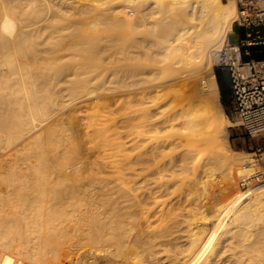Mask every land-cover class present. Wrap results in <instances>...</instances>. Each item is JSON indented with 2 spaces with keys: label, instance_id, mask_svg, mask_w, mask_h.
I'll list each match as a JSON object with an SVG mask.
<instances>
[{
  "label": "bare ground",
  "instance_id": "bare-ground-1",
  "mask_svg": "<svg viewBox=\"0 0 264 264\" xmlns=\"http://www.w3.org/2000/svg\"><path fill=\"white\" fill-rule=\"evenodd\" d=\"M223 4L222 0H0V166L7 167V172L0 171L1 177L7 173L0 180V264H54L46 258L48 250H57L68 241L75 249L80 245V250L90 244L88 253L110 264H264V191L246 205L236 202L231 210L227 206L218 219L217 214L212 218L205 214L213 201L191 193V178L203 162L204 167L218 163L229 179L235 165H242L245 172L247 167L242 158L232 156L240 151L220 146L230 121L219 104L220 90L212 68L219 50L216 44L224 28L231 29L237 10L234 3L226 9ZM130 8V15L126 14ZM154 15L176 36L166 39L160 52L178 55L179 77L170 82L176 87L175 95L186 102L163 114L161 108L168 105L170 95L164 93L156 108L122 113L125 128L136 133L120 135L116 131L119 123L123 126L119 120L109 128L111 133H105L110 146L114 143L123 150L147 141L146 147L138 151L132 147L123 151L126 155L112 151L115 156L118 153L115 158L107 152L105 156L111 157L107 160L101 151L97 155L101 160L94 158L97 162L91 165L92 160L85 157L87 146H83L87 141L82 144V138L90 134L89 121L81 122L78 117L76 123L73 118L70 126L62 124L65 130L59 122L65 123L72 113L92 109L98 102L96 91L88 90L98 71L92 74L88 62L98 64L102 41H119L98 37L101 25L112 22L126 28L119 38L128 43V50L132 42L126 32ZM133 52L128 50L119 61L123 73L117 76L126 86L135 77ZM146 94L143 90L113 106L124 110ZM98 124L92 125V131L104 134L106 130ZM66 137L80 138L79 149L69 139L65 140L71 143L67 147L68 143L56 147ZM55 142L57 149L52 148ZM241 197L239 191L233 195L237 201ZM96 245H110L113 250L99 253L102 246Z\"/></svg>",
  "mask_w": 264,
  "mask_h": 264
},
{
  "label": "rangeland",
  "instance_id": "rangeland-1",
  "mask_svg": "<svg viewBox=\"0 0 264 264\" xmlns=\"http://www.w3.org/2000/svg\"><path fill=\"white\" fill-rule=\"evenodd\" d=\"M223 1V8L224 9H226L227 8V6L228 5H230V4H232V3H234V4H236V2H235V0H222ZM170 3L169 2H167L166 4H165V6L167 5H169ZM166 6V7H167ZM130 10H132L131 8L130 9H126L125 11H126V14H129V13H131L130 12ZM136 13H138V11L136 12ZM130 15V14H129ZM235 17H236V13H235V16H234V18H233V21H232V23H231V29H226V27L224 28V30H225V32L223 31V35H222V39H221V41H219V43L218 44H216L217 46L219 45V50H218V53H217V59H216V61H215V63H214V66H213V68H212V72L215 74V77H216V79H217V82H218V85H219V90H220V95H219V104H221L220 106H221V108H222V110H223V112L225 113V115H226V117L228 118V120L230 121L229 123V125H227L226 126V132H227V137H220V143H222V144H220V146L221 145H224V146H227V147H232V148H234V149H236V150H238V148H235L234 147V145L232 146L231 145V142H232V140H231V137H232V135H234V136H240V137H242V136H245V138H247V136L244 134V132H243V129H242V127L240 126V123H239V120H238V118H237V116H236V114H235V112H234V109H233V107H232V105H231V88H230V74H229V70L225 67V66H223V65H221L220 64V62H221V57H222V55L224 54V49H225V46H226V44H227V42L228 41H232L233 39H235V38H240V36L243 34V30L242 29H240V28H237V26H236V24L234 23V19H235ZM154 18H156V20L154 19ZM158 20V21H157ZM148 21V22H147ZM146 21V23H148V24H144V25H139L138 27H133V29L132 28H130V32H128V34H127V32H126V38H128V40L130 39V42H132V44H131V46L128 48V50L129 51H134L133 53H134V55L136 56V57H134V62H133V64H132V67H131V69H132V73H134V79L132 80V82H131V84L130 85H127L126 86V84L125 83H123L122 84V82H120V75H122V71H121V68L119 67V61H120V58H122L125 54H127V48H126V46H125V44L126 45H128V43L125 41H123V43H122V41L120 40V33H123L124 31H126L123 27H121V26H119V25H115V24H112V22H107V23H104V24H102L101 25V31L99 32V36L98 37H100L101 39L102 38H107V39H110V40H113V39H118L119 41H118V43H103V41L101 42V44L102 45H100L101 47L99 48V51L100 52H102L103 51V49H104V51L102 52V53H100L99 52V54H98V64L95 66H92V61H90L89 60V62H88V66H89V63H90V66L89 67H91V68H89V69H92L93 68V71H92V74L93 73H95L96 71H98V73L96 74V77L98 78H100V76H101V78H100V80H99V78L97 79H95V80H92L91 82H90V84L88 85L89 86V89L88 90H90V91H96V93L98 94V102L96 101L95 102V107H93L92 109L90 108V109H87L86 110V108H85V110L83 111L82 110V112H75L74 114L72 113V115L71 116H73V117H71V116H68L67 118H66V120L64 119V121H65V123L66 124H68V125H66L65 123H63V120H61L59 123H61V124H59V125H61V127H62V130H65L66 128H64L63 126L65 125V127H67V126H70L69 125V123H71L72 122V120L74 121V119L75 118H78V117H80L81 119H82V121L81 122H88V123H90L91 124V127L89 128V133L90 134H88V137H90V138H88L87 136L85 137V139L84 138H82L83 140H85L83 143H82V141L80 140V138H75V140H74V138H68V137H66L65 139L64 138H62V139H64V140H58V142H57V145H56V142H55V144L53 143L52 144V148H56V147H58L59 149H61V148H63V147H67L68 145H70L72 142V144L71 145H74L73 147L75 148V149H77L78 148V144L80 143V141H81V143L82 144H85V142H86V144L85 145H83L84 147H86V148H84V147H82V145L80 146V147H82V148H84V149H86V154L87 153H89V154H87L85 157H87V159L89 160H92V161H90L91 163V165L93 164L92 162H93V160H95L96 158H97V160H99L100 159V157L98 158V154H99V152H101L102 151V153L104 152V154H102V156L104 157L103 159H105V160H107V159H109V157L110 156H114V158L115 157H117L118 156V153H116L117 155L115 156V152H117V151H119V153H121V154H124L123 153V151H126V150H128V151H130V149L132 150V147L133 146H129L130 148H128V145H125V146H127L126 148H128V149H123L122 150V148L123 147H119L121 150H122V152L120 151V149L117 147V146H115V145H111L110 146V142L109 141H107V140H110L109 139V137H108V139H106V137H105V133H107V131L109 132L110 131V127H113L114 126V123H116L115 125H117V123H119L120 121L119 120H121L120 118H122L121 117V114L122 113H124V112H127V111H129V110H140V109H148V108H151L152 107V109L155 107H157L158 105H160L161 104V102H160V100H161V98H162V95L165 93V94H167V95H171V97L173 96V98H171V100H170V95L167 97L168 99H166L167 100V104L168 105H165L163 108H161V110H162V112H163V114H167V113H169L171 110H173V108L174 107H178L179 105L182 107L183 105H184V103L186 102V100L185 99H183V97L180 95V98H178L177 97V95H175L177 92L175 91L176 90V87L175 86H173V83H171V82H175V79L177 78L178 79V75H179V73H180V71L178 70V68L176 67L177 65L175 64L176 63V61L178 60V55H176V53L175 52H170V53H162V52H160L161 51V49L163 48V46H165V44H166V39H171V40H173V39H175L176 38V36H174L173 37V35L169 32V30H168V27H167V25L165 24L166 22H164V21H162L159 17H155V15L154 16H151V17H149V19ZM153 21V22H152ZM150 22V23H149ZM109 23V24H108ZM155 23V24H154ZM108 24V25H107ZM111 24V25H110ZM155 25V26H154ZM103 26V27H102ZM161 26V27H160ZM147 27V28H146ZM151 27V28H150ZM109 28V29H108ZM107 29V30H106ZM165 29V30H164ZM119 30V31H118ZM122 30V31H121ZM124 30V31H123ZM131 30H133V32L131 31ZM149 30V31H148ZM153 30V31H152ZM118 31V32H117ZM158 32L160 33V34H158ZM137 33H139V34H137ZM151 33V34H150ZM153 33L155 34V35H153ZM225 33V34H224ZM163 34H164V36H166V37H164L163 36ZM241 34V35H240ZM136 35H138V36H136ZM101 36H104V37H101ZM132 36V37H131ZM142 36L144 37L145 36V38H143L142 39ZM156 36V37H155ZM95 37V36H94ZM125 37V36H124ZM135 37H137V38H135ZM141 37V38H140ZM146 37H148V38H146ZM173 37V38H172ZM180 37V36H179ZM88 39H93V37L92 36H88ZM141 42H140V41ZM146 40V41H145ZM180 40H181V38H179V39H176V41H175V43H177V42H180ZM89 41V40H88ZM164 43H163V42ZM150 42H152L151 44H150ZM56 43H60L61 44V42H56ZM122 43V44H121ZM60 44H58V45H60ZM143 45V46H142ZM162 45V46H161ZM122 46H124L123 48H122ZM140 46V47H139ZM144 46H145V48H144ZM147 46H149L148 48H147ZM155 46V47H154ZM101 48H103L102 50H101ZM121 48V49H120ZM139 48H141V49H139ZM113 50H114V52H113ZM119 50V51H118ZM156 51V52H155ZM117 52V53H116ZM113 53H114V55H113ZM162 53V54H161ZM101 54V55H100ZM110 54V55H109ZM116 54V55H115ZM100 55V56H99ZM104 55V56H103ZM142 55V56H141ZM100 57V58H99ZM105 57V58H104ZM117 59H116V58ZM177 58V59H176ZM104 59H105V61H104ZM103 60V61H102ZM118 60V61H117ZM137 60V61H136ZM100 61V62H99ZM116 61V62H115ZM103 62V63H102ZM106 63V64H105ZM109 63V64H108ZM122 63V62H121ZM135 63V64H134ZM141 66V67H140ZM95 67H97V68H95ZM100 67V68H99ZM99 69V70H98ZM100 69H101V71H100ZM104 69H105V71H104ZM112 69V70H111ZM116 70V72H115V70ZM118 69L120 70V74H118ZM153 69V70H152ZM136 70V71H135ZM145 70V71H144ZM170 71V72H169ZM102 73V75L100 74V73ZM138 72V73H137ZM151 72V73H150ZM156 72V73H155ZM179 72V73H178ZM146 73V74H145ZM150 73V74H149ZM218 73V74H217ZM91 75V74H90ZM104 75V76H103ZM110 75V76H109ZM120 76V77H118V76ZM181 75V74H180ZM92 76V75H91ZM176 76V77H175ZM109 77V78H108ZM117 77V78H116ZM219 77L221 78V82H222V85H223V90H224V94H222V92H221V89H220V84H219ZM113 78V79H112ZM118 78H119V80H118ZM110 79H111V81H110ZM116 79V80H115ZM98 80V81H97ZM107 80L109 81V82H107ZM141 80V81H140ZM172 80H174V81H172ZM181 80V79H180ZM166 81V82H165ZM168 81V82H167ZM171 81V82H170ZM95 82V83H94ZM147 82V83H146ZM165 82V83H164ZM169 82L171 83V84H169ZM97 83H98V85H97ZM111 83V84H110ZM116 83V84H115ZM119 83V84H118ZM133 83V84H132ZM161 83H163V84H161ZM167 83V84H166ZM157 84V85H156ZM125 85V86H124ZM154 85V86H153ZM157 86V89H156V86ZM163 85H165L166 87H164ZM124 86V87H123ZM140 86V87H139ZM162 86L164 87V88H162ZM107 87V88H106ZM114 87V88H113ZM123 87V88H122ZM152 87V88H151ZM159 87H160V89H159ZM132 90H131V89ZM141 88V89H140ZM144 88V89H143ZM126 89V90H125ZM135 89H136V91H135ZM139 89V90H138ZM149 89V90H148ZM162 89H164L163 90V92L161 91ZM138 90V91H137ZM144 90V92H147V93H149V94H146L145 95V98H143L142 97V99H140L139 101H141V102H135V100H134V102L133 103H131V105H129V108H124V110H123V108L121 109V108H117L116 109V106L118 105L117 103H119V100H122V99H124V100H127L128 101V97L129 96H133V95H135V94H137L138 92H141V91H143ZM160 90V91H159ZM120 93H119V92ZM122 91V92H121ZM131 91V92H130ZM100 92V93H99ZM134 92V93H133ZM136 92V93H135ZM150 92H153V94L151 93L150 94ZM129 93V94H128ZM130 93H131V95H130ZM173 93V94H172ZM114 94V95H113ZM147 95H148V97H147ZM155 95V96H154ZM124 96V97H123ZM119 97H121V98H119ZM123 97V98H122ZM119 98V99H118ZM159 99V100H158ZM115 100V101H114ZM156 102H155V101ZM166 100H164V101H166ZM183 100H184V102H183ZM143 101V102H142ZM116 102V103H115ZM183 102V103H182ZM96 103H98L97 105H96ZM109 103V104H108ZM155 103H156V105H155ZM113 104H116V106L114 105L113 106ZM109 105V106H108ZM112 107H111V106ZM177 105V106H176ZM149 106V107H148ZM111 107V108H110ZM132 109H131V108ZM110 108V109H109ZM112 108H115V110L114 109H112ZM97 109V110H96ZM114 110V112L113 111H109V110ZM125 109H128V110H125ZM89 111V112H88ZM104 111V112H103ZM92 112V113H91ZM112 112V113H111ZM104 114V115H103ZM83 116V117H82ZM103 116V117H102ZM69 117H71V118H69ZM117 117V118H116ZM74 118V119H73ZM79 118V119H80ZM108 118V119H107ZM70 119H71V121H70ZM80 119V120H81ZM94 119V120H93ZM76 120V119H75ZM106 120V121H105ZM101 121V122H100ZM105 121V122H104ZM116 121V122H115ZM75 122V121H74ZM97 122H99L100 124H98L99 126L98 127H100V126H102V130L104 129V130H106L105 132H104V134L102 133V134H99V135H97V134H94V132L92 131L93 129H91L92 128V125L95 123H97ZM76 123H77V120H76ZM62 124H64V125H62ZM94 124V125H95ZM109 124V125H108ZM83 125V124H82ZM82 125H81V127L80 128H82ZM89 125V124H88ZM93 125V126H94ZM121 125H123L124 126V124L122 123V120H121ZM84 126V125H83ZM120 127V123L116 126V131H118V129H119V131H120V133L119 132H117L118 133V135L120 134V135H122L123 134V137H124V134H127L128 135V133L129 134H134V133H136V131L135 132H133L132 130H130V129H128L129 127H127V128H125L126 126H122V127H120V128H117V127ZM131 127V126H130ZM110 128V129H109ZM124 128V129H123ZM115 129V128H114ZM60 129H57V131H58V133L59 132H61V130L59 131ZM113 130V129H112ZM111 130V131H112ZM128 130V131H127ZM111 131L109 132V133H111ZM128 132V133H127ZM131 132H133V133H131ZM109 133H107V134H109ZM117 133L115 132V134L117 135ZM59 134H61V133H59ZM143 134V133H142ZM97 135V136H96ZM103 135H104V137H103ZM127 135H125V136H127ZM147 135V134H146ZM262 135H264V132H262V134H258V135H256V137H258V136H262ZM66 135H63V137H65ZM148 136H146V137H141V139H144V138H147ZM98 138V139H97ZM67 139H69V141L71 142H66L67 141ZM73 140V141H71V140ZM78 139L80 140V141H78ZM125 139H127V138H125ZM66 140V141H65ZM89 140V141H88ZM111 140H112V138H111ZM113 141V140H112ZM94 142V143H93ZM114 142V141H113ZM143 142V141H142ZM142 142H139L138 144H140V145H138V146H134L133 147V150L135 149V147H136V150L141 146V147H143V148H145L146 146V143H148L147 141H144L143 143ZM60 143H62V146H61V148L59 147L60 145H58V144H60ZM68 143V144H67ZM75 143H77V147H76V144ZM98 145H97V144ZM107 143V144H106ZM144 143H145V145H144ZM65 144H67V145H65ZM89 144V145H88ZM94 144V145H93ZM54 145H56V147L54 146ZM65 145V146H64ZM110 147V148H108V149H106L107 147ZM115 147L116 149H114L113 147ZM124 146V147H125ZM145 146V147H144ZM72 147H70V149H71ZM92 148V149H91ZM48 149H49V147H48ZM57 149V148H56ZM73 149V148H72ZM79 149V148H78ZM94 149H96V151H97V153H95L96 151L94 150ZM101 149V150H100ZM117 149H119V150H117ZM141 149V148H140ZM50 150H52L51 149V146H50ZM92 150H94V151H92ZM104 150V151H103ZM108 150V151H107ZM136 150L135 151H133V152H136ZM106 151V152H105ZM112 151H115V152H113L112 153ZM125 152V153H127L128 155H130V153L129 152ZM138 151V150H137ZM238 151H240V152H235L234 154H232V156H234L235 158L236 157H239V158H242L241 160H243V161H241V162H243V164L244 165H246L247 167H249V172L247 173V167L245 168V170H246V172L244 171V177L242 176V172L243 171H241V167H242V165H235V169L233 170V176H232V179H229V176H227V174L225 175V174H223V172H222V170L225 172V168H223V169H221V167H219V164L217 163L216 164V162L214 163V164H216V167H213V165L214 164H211V166H209V165H206L205 167H207L208 168V166H209V169H207V168H205L204 166H203V163L201 164L202 166H200V169H199V171H197V173L198 174H196V176H191L192 178L191 179H195V181H194V183H193V180H191L188 176L186 177V178H188L189 180L188 181H190L191 180V183H190V185H191V189H192V191H191V193H192V195H193V192H194V196H198V198H199V196H200V198H205L207 201L206 202H208V201H210V202H212L213 201V203L212 204H214V205H212V207H210V208H208L206 211H205V214L207 215V213L208 214H210L208 217L209 218H212V217H215V215L217 214V219H218V217L220 216L219 214H222V212H225L226 210V208H227V206H228V208H227V210L230 208V210L232 209V206H230V205H232V204H234L233 206H236L237 204H236V202H240V204L241 205H246L247 203H249L253 198H254V196H256L257 195V193H259V192H263L264 191V188L262 187L263 186V184H264V155H262V156H260L259 155V151H257L256 153H254V152H252V150H238ZM91 152H94V153H91ZM109 153V155L107 156H105V154L106 153ZM132 152V151H131ZM132 152V153H133ZM91 154V155H90ZM92 154H95V156L94 155H92ZM121 154H119V155H121ZM124 155H126V154H124ZM97 156V157H96ZM91 157V158H90ZM93 157V158H92ZM95 158V159H94ZM111 158V157H110ZM101 160V159H100ZM95 162H97L96 160H95ZM90 165V166H91ZM241 166V167H240ZM2 166H0V171L1 172H5L6 170H7V167L6 168H4V167H2ZM202 167V168H201ZM213 169H211V168ZM218 167L220 168V170L218 169ZM237 167V168H236ZM215 168H217L216 170H215ZM204 169V170H203ZM207 169V172H208V174H207V172L205 171ZM211 169V170H210ZM239 169H240V171H241V173L239 172ZM3 170V171H2ZM5 170V171H4ZM215 170V171H214ZM237 170H238V172H237ZM210 171H213V172H210ZM220 171V172H219ZM253 171V172H252ZM0 172V173H1ZM7 172V171H6ZM202 173V174H201ZM222 173V174H221ZM226 173V172H225ZM245 173H247L246 175H245ZM6 175H7V173H6ZM5 174H4V176L2 175V177L0 176V180H2V178L4 179V177L6 176ZM203 176V177H202ZM185 178V179H186ZM206 178V179H205ZM209 178V179H208ZM196 180H197V183H196ZM245 180V181H244ZM198 181H200L201 183H199ZM193 183V184H192ZM198 183L200 184V185H198ZM194 187H193V186ZM197 186V187H196ZM199 186V187H198ZM196 187V188H195ZM204 190V191H203ZM235 190V191H234ZM253 190H255V191H253ZM198 191V193H196ZM237 191H239L240 192V196H241V194H242V197H241V199L239 200V201H237L236 199L234 200V198H233V195H234V193H236ZM207 193V194H206ZM224 193V194H223ZM198 194V195H197ZM215 197V198H214ZM228 199V201L226 200V198ZM230 198V199H229ZM232 198V199H231ZM224 202H223V201ZM235 202H234V201ZM218 203V205H216ZM220 203H222V204H220ZM226 203V204H225ZM229 205H228V204ZM246 203V204H245ZM236 204V205H235ZM221 205V206H220ZM224 205H225V207H224ZM213 206H214V208L216 207V209L214 210L213 209ZM223 207V208H222ZM211 209H213V210H211ZM223 209V210H222ZM208 211V212H207ZM212 213V216H211V213ZM222 211V212H221ZM214 212H216V213H214ZM68 245V246H67ZM83 245V244H82ZM86 246H88L89 247V245L90 244H85ZM84 245V246H85ZM112 245V244H111ZM71 244L69 245V241H68V243H64V244H61L60 245V248L59 249H53L54 250V252H53V250H48V253H47V255H46V258L48 259V262H54V264H67L68 263V261L69 262H71V263H75V261H76V263L77 264H79L80 262L82 263L83 262V264H87V260H88V263L89 264H91V261H92V264H94L93 263V261L94 260H96L95 261V264H99V263H96V262H100V264H105L106 262V264H110L109 262V260L107 261V259L105 258V259H102V258H100V255H97L96 254V256H92V255H90V253H88V251L87 250H89L90 251V247H91V245H90V247L88 248V247H86L85 246V249L84 248H81V250L83 251V253L81 252V250H80V245H78V247L76 246V249H75V247L74 246H71ZM97 247H99L98 245H96ZM102 246V245H101ZM100 246V247H101ZM115 246V245H114ZM114 246H112L113 248H114V250H115V247ZM74 247V248H73ZM99 247V248H100ZM109 247V248H108ZM108 247H106V245H104V246H102L101 247V249L102 248H104V249H100V250H98L99 251V253H105L107 250L108 251H110V249H111V251L113 250L112 248H111V246L109 245ZM105 248H107V249H105ZM78 249H79V251L81 252H79L78 251ZM60 250V251H59ZM77 250V251H76ZM92 250V249H91ZM104 250H106V251H104ZM56 251H58L59 252V254H58V252H56ZM86 251V252H85ZM101 251V252H100ZM107 251V252H108ZM77 253V255H79V259L80 258H82V259H80V261H79V263H78V261L77 260H79V259H77L78 258V256L75 254V253ZM106 252V253H107ZM71 253H73V254H71ZM79 253V254H78ZM86 253V254H85ZM71 254V255H70ZM75 254V255H74ZM84 256H83V255ZM89 254V255H88ZM73 255V256H72ZM80 255H82V256H80ZM69 256H71L70 258H67V257H69ZM85 256H87V258L85 257ZM92 256V258L94 259H92V258H90ZM73 257V258H72ZM83 257H84V260H83ZM96 258V259H95ZM98 258H100V259H98ZM69 259V260H68ZM75 259H77V260H75ZM87 259V260H86ZM91 259V260H90ZM98 259V260H97ZM83 260V261H82ZM86 260V261H85ZM100 260V261H99ZM111 260V259H110ZM86 263H85V262ZM90 261V262H89ZM106 261V262H105ZM103 262V263H102ZM111 262H113L112 260H111ZM75 263V264H76ZM80 263V264H81ZM68 264H70V263H68ZM113 264V263H112Z\"/></svg>",
  "mask_w": 264,
  "mask_h": 264
},
{
  "label": "built area",
  "instance_id": "built-area-1",
  "mask_svg": "<svg viewBox=\"0 0 264 264\" xmlns=\"http://www.w3.org/2000/svg\"><path fill=\"white\" fill-rule=\"evenodd\" d=\"M235 2L234 23L243 34L227 42L220 64L229 70L231 105L240 126L252 137L264 132V58L253 57L251 49L264 45V0Z\"/></svg>",
  "mask_w": 264,
  "mask_h": 264
},
{
  "label": "crops",
  "instance_id": "crops-1",
  "mask_svg": "<svg viewBox=\"0 0 264 264\" xmlns=\"http://www.w3.org/2000/svg\"><path fill=\"white\" fill-rule=\"evenodd\" d=\"M231 140V145L233 144L235 148H238V150H252L254 153L259 151L260 156L264 155V135L258 137L255 135L247 138H245V136L236 137L232 135Z\"/></svg>",
  "mask_w": 264,
  "mask_h": 264
},
{
  "label": "trees",
  "instance_id": "trees-1",
  "mask_svg": "<svg viewBox=\"0 0 264 264\" xmlns=\"http://www.w3.org/2000/svg\"><path fill=\"white\" fill-rule=\"evenodd\" d=\"M252 56L255 58H264V45H259L256 47H252ZM218 74V73H217ZM219 84L222 94H224L223 85L221 82V78L219 77Z\"/></svg>",
  "mask_w": 264,
  "mask_h": 264
}]
</instances>
